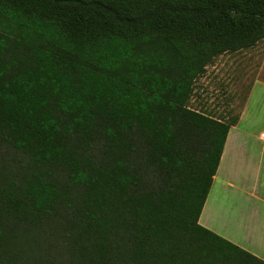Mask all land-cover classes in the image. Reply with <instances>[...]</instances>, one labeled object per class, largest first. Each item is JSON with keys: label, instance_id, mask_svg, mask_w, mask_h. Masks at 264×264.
<instances>
[{"label": "trees", "instance_id": "16d2710c", "mask_svg": "<svg viewBox=\"0 0 264 264\" xmlns=\"http://www.w3.org/2000/svg\"><path fill=\"white\" fill-rule=\"evenodd\" d=\"M261 41L264 0H0V264H264L199 223L237 116L188 105Z\"/></svg>", "mask_w": 264, "mask_h": 264}, {"label": "crops", "instance_id": "0c3cea01", "mask_svg": "<svg viewBox=\"0 0 264 264\" xmlns=\"http://www.w3.org/2000/svg\"><path fill=\"white\" fill-rule=\"evenodd\" d=\"M245 53L256 70L227 133L199 223L264 260V41Z\"/></svg>", "mask_w": 264, "mask_h": 264}, {"label": "rangeland", "instance_id": "374dc122", "mask_svg": "<svg viewBox=\"0 0 264 264\" xmlns=\"http://www.w3.org/2000/svg\"><path fill=\"white\" fill-rule=\"evenodd\" d=\"M244 50L221 54L206 66L202 75L195 80L188 102L191 108L214 117L231 119L237 116L252 73L256 70L248 62ZM3 151H0V164L16 161L17 154ZM211 194L213 197V188Z\"/></svg>", "mask_w": 264, "mask_h": 264}]
</instances>
